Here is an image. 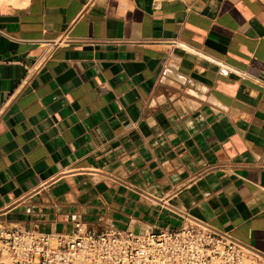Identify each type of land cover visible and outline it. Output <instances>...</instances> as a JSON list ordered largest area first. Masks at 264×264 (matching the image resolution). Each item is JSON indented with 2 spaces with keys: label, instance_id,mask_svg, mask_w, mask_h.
<instances>
[{
  "label": "crops",
  "instance_id": "crops-1",
  "mask_svg": "<svg viewBox=\"0 0 264 264\" xmlns=\"http://www.w3.org/2000/svg\"><path fill=\"white\" fill-rule=\"evenodd\" d=\"M192 218L264 254V0L0 3V225Z\"/></svg>",
  "mask_w": 264,
  "mask_h": 264
},
{
  "label": "built area",
  "instance_id": "built-area-1",
  "mask_svg": "<svg viewBox=\"0 0 264 264\" xmlns=\"http://www.w3.org/2000/svg\"><path fill=\"white\" fill-rule=\"evenodd\" d=\"M174 44L195 51L181 42ZM227 72L234 70L210 56ZM0 264H264V254L199 219L176 228L95 231L76 222L70 232L0 225Z\"/></svg>",
  "mask_w": 264,
  "mask_h": 264
},
{
  "label": "bare ground",
  "instance_id": "bare-ground-1",
  "mask_svg": "<svg viewBox=\"0 0 264 264\" xmlns=\"http://www.w3.org/2000/svg\"><path fill=\"white\" fill-rule=\"evenodd\" d=\"M29 0H0V3H11L17 6H23L28 3Z\"/></svg>",
  "mask_w": 264,
  "mask_h": 264
},
{
  "label": "rangeland",
  "instance_id": "rangeland-1",
  "mask_svg": "<svg viewBox=\"0 0 264 264\" xmlns=\"http://www.w3.org/2000/svg\"><path fill=\"white\" fill-rule=\"evenodd\" d=\"M2 258H0V260H1Z\"/></svg>",
  "mask_w": 264,
  "mask_h": 264
}]
</instances>
